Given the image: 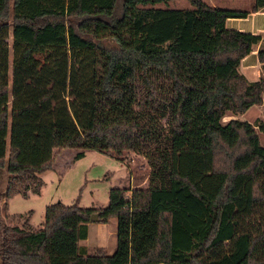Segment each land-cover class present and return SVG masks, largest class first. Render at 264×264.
Segmentation results:
<instances>
[{"label":"trees","instance_id":"16d2710c","mask_svg":"<svg viewBox=\"0 0 264 264\" xmlns=\"http://www.w3.org/2000/svg\"><path fill=\"white\" fill-rule=\"evenodd\" d=\"M166 1L0 0L5 195L37 192L56 148L148 166L145 186L110 187L104 206L46 205L39 228L0 212V264H264V145L253 123L223 120L261 102L264 35L224 27L246 10L154 6ZM92 212L116 219L109 254L77 243Z\"/></svg>","mask_w":264,"mask_h":264},{"label":"rangeland","instance_id":"374dc122","mask_svg":"<svg viewBox=\"0 0 264 264\" xmlns=\"http://www.w3.org/2000/svg\"><path fill=\"white\" fill-rule=\"evenodd\" d=\"M187 0H174L166 3H156V7L173 8ZM8 46L7 80L10 82L11 72V36L5 39ZM263 47V43L261 44ZM257 61V59H256ZM260 65V64H259ZM260 75H261V68ZM236 118L254 124L259 136L260 144L264 145V91L261 102L250 105L243 112H226L223 120ZM79 149L56 148L47 169L37 174L41 185L37 192L31 189L24 193L5 195V175L0 181V212L7 224L25 225L39 228L43 221L44 207L50 203L60 201L70 204L74 201L81 207H101L107 201L110 187L122 186L129 190L133 186H145L148 166L140 154L125 152L120 157L97 151L83 149V155L73 157ZM116 219L109 217L105 222L88 220L86 222V237L78 241V245L87 253L97 247H103L107 254L111 253L115 245Z\"/></svg>","mask_w":264,"mask_h":264},{"label":"crops","instance_id":"0c3cea01","mask_svg":"<svg viewBox=\"0 0 264 264\" xmlns=\"http://www.w3.org/2000/svg\"><path fill=\"white\" fill-rule=\"evenodd\" d=\"M170 1L174 0H167L165 3L168 4V2ZM202 1L213 7L226 8L232 10H246L247 12L243 15H234L226 17L224 20V27L226 29H231L234 31L244 32L248 34L260 33L264 35V6L257 10L251 11L250 7L252 5L253 0ZM185 5L186 3L183 1L182 4H177L173 8H190L186 7ZM162 7H164V5ZM256 59V51L255 49H252L247 55H245L240 60L238 71L248 79L257 78L260 75V65L259 62L256 61Z\"/></svg>","mask_w":264,"mask_h":264},{"label":"water","instance_id":"95a60500","mask_svg":"<svg viewBox=\"0 0 264 264\" xmlns=\"http://www.w3.org/2000/svg\"><path fill=\"white\" fill-rule=\"evenodd\" d=\"M95 219H97V213L96 212L90 213L89 220H95Z\"/></svg>","mask_w":264,"mask_h":264}]
</instances>
